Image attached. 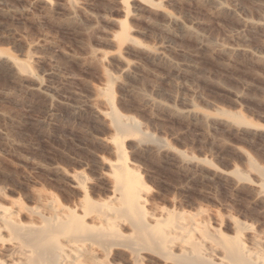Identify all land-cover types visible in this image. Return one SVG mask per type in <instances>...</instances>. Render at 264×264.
Listing matches in <instances>:
<instances>
[{"label": "rangeland", "instance_id": "obj_1", "mask_svg": "<svg viewBox=\"0 0 264 264\" xmlns=\"http://www.w3.org/2000/svg\"><path fill=\"white\" fill-rule=\"evenodd\" d=\"M123 166L146 215L194 221L174 241L263 264L264 0H0V190L73 207Z\"/></svg>", "mask_w": 264, "mask_h": 264}, {"label": "bare ground", "instance_id": "obj_2", "mask_svg": "<svg viewBox=\"0 0 264 264\" xmlns=\"http://www.w3.org/2000/svg\"><path fill=\"white\" fill-rule=\"evenodd\" d=\"M125 26L122 22L124 36ZM110 91L111 82L107 97L115 128L130 134L135 125L122 121ZM116 144L122 150V141L116 140ZM74 181L83 193L73 207L52 196L37 198V205L30 207L0 190V264L216 263L218 249L212 257L194 241L183 239L196 229L194 221L168 217L169 227H164L154 214L146 215L139 195L141 180L133 170L121 167L111 194L100 201L88 196L81 179ZM171 234H181L182 238L174 241L177 237ZM237 235L222 243L226 264H259ZM172 241L175 244H169Z\"/></svg>", "mask_w": 264, "mask_h": 264}]
</instances>
